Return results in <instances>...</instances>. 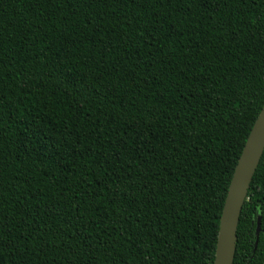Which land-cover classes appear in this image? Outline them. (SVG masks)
I'll return each mask as SVG.
<instances>
[{"label": "trees", "instance_id": "16d2710c", "mask_svg": "<svg viewBox=\"0 0 264 264\" xmlns=\"http://www.w3.org/2000/svg\"><path fill=\"white\" fill-rule=\"evenodd\" d=\"M263 106L264 0H0V264H214Z\"/></svg>", "mask_w": 264, "mask_h": 264}, {"label": "water", "instance_id": "95a60500", "mask_svg": "<svg viewBox=\"0 0 264 264\" xmlns=\"http://www.w3.org/2000/svg\"><path fill=\"white\" fill-rule=\"evenodd\" d=\"M264 152V106L249 134L232 176L220 218L214 264H233L237 249V228L253 175ZM260 227L257 229L259 235Z\"/></svg>", "mask_w": 264, "mask_h": 264}]
</instances>
